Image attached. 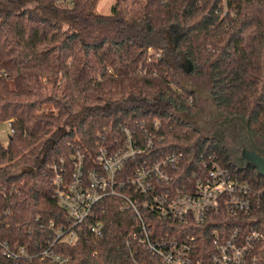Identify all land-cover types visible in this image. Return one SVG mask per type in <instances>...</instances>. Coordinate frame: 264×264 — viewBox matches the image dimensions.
Returning a JSON list of instances; mask_svg holds the SVG:
<instances>
[{"label":"trees","instance_id":"obj_1","mask_svg":"<svg viewBox=\"0 0 264 264\" xmlns=\"http://www.w3.org/2000/svg\"><path fill=\"white\" fill-rule=\"evenodd\" d=\"M55 1L0 0V123L9 125L0 141V240L34 253L51 223L70 225L47 165L76 151L91 164L97 135L114 140L123 124L157 119L171 128L168 149L186 160L212 153L235 175L262 180L187 122L196 94L181 76L206 78L216 115L264 141V0H113L108 14L96 12L99 0ZM116 203L103 201L100 238L84 231L55 250L70 264H132L123 239L135 220ZM253 224L264 232V201ZM135 247L141 263L161 264ZM258 247L264 252V241ZM0 264L52 263L0 254Z\"/></svg>","mask_w":264,"mask_h":264},{"label":"built area","instance_id":"obj_2","mask_svg":"<svg viewBox=\"0 0 264 264\" xmlns=\"http://www.w3.org/2000/svg\"><path fill=\"white\" fill-rule=\"evenodd\" d=\"M55 2L71 7L73 0ZM170 132L157 119L123 124L114 140L97 135L91 164L79 151L68 162L49 163L52 198L70 225L51 223L34 253L0 240V254L15 262L39 258L70 264L56 245L74 246L84 231L100 238L102 204L113 199L118 211L135 220L123 239L132 264H143L135 246L161 264H259L264 232L253 221L264 201V179H243L212 153L188 161L182 151L168 149Z\"/></svg>","mask_w":264,"mask_h":264},{"label":"rangeland","instance_id":"obj_3","mask_svg":"<svg viewBox=\"0 0 264 264\" xmlns=\"http://www.w3.org/2000/svg\"><path fill=\"white\" fill-rule=\"evenodd\" d=\"M113 4V0H99L96 6V12L99 14H108L110 12V8ZM184 84L190 89H194L197 93L196 95V113L198 120L201 124L205 121V125L202 126V129H198L197 125H192L197 128L202 137H209L215 128H213L211 120L216 118V113L214 107L211 103L210 99V84L208 80L204 77H199L195 75L190 76H181ZM201 119V120H200ZM223 119V118H222ZM187 122L188 119L186 118ZM189 123V122H188ZM199 124V123H198ZM242 124L239 121H233L230 123V131L232 136H230L227 141H225L224 147L228 150V152H238L241 144L245 142L246 133L242 128ZM9 134V125L8 123H0V141L5 144L8 140ZM261 142V140H259ZM238 155V154H237Z\"/></svg>","mask_w":264,"mask_h":264},{"label":"flooded vegetation","instance_id":"obj_4","mask_svg":"<svg viewBox=\"0 0 264 264\" xmlns=\"http://www.w3.org/2000/svg\"><path fill=\"white\" fill-rule=\"evenodd\" d=\"M191 90L195 94H197L194 89L191 88ZM186 118L188 119V122L191 125H197L198 126L197 128L200 130L202 129V126L205 125V121L203 123L201 121V124H200L198 117H197V113L193 116H189ZM233 121L234 120H231V119H229V120L224 119V118L222 119L219 116H216V118H213L211 120V123H209V124H212L213 128H215V131H213L211 134H209L208 138L214 139L224 146L225 141H227L226 139H228L230 136H232V133L230 131L229 126H230V123H232ZM239 122L243 125V123L241 121H239ZM252 141H253V143L250 142L248 136L246 135L245 142L241 144V147L238 149L239 151L238 152L232 151L231 153L229 152L231 159L235 164L239 165V164L244 162V161L243 162L240 161V159H241L240 154H241L242 150H249V151L254 150L253 146L260 148V149H264V141L260 142L258 139H253V138H252ZM246 166H250V165H245L244 167H246Z\"/></svg>","mask_w":264,"mask_h":264},{"label":"water","instance_id":"obj_5","mask_svg":"<svg viewBox=\"0 0 264 264\" xmlns=\"http://www.w3.org/2000/svg\"><path fill=\"white\" fill-rule=\"evenodd\" d=\"M231 120H233V118H231ZM247 136L250 142L253 143L252 137L250 136L248 129ZM253 147L254 150L251 151L242 150L240 154V161L244 162L239 165L236 164V166L238 168H243L245 165H250L256 171V173L264 179V149H260L255 146Z\"/></svg>","mask_w":264,"mask_h":264}]
</instances>
